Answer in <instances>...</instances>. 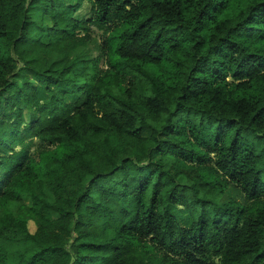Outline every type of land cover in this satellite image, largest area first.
<instances>
[{
    "label": "trees",
    "instance_id": "16d2710c",
    "mask_svg": "<svg viewBox=\"0 0 264 264\" xmlns=\"http://www.w3.org/2000/svg\"><path fill=\"white\" fill-rule=\"evenodd\" d=\"M83 1L0 0V264H264V0Z\"/></svg>",
    "mask_w": 264,
    "mask_h": 264
},
{
    "label": "rangeland",
    "instance_id": "374dc122",
    "mask_svg": "<svg viewBox=\"0 0 264 264\" xmlns=\"http://www.w3.org/2000/svg\"><path fill=\"white\" fill-rule=\"evenodd\" d=\"M68 1H74V0H68ZM90 16H91L90 2L84 0L82 2V5H81L80 9L74 14V18H76V19H85V18H89ZM89 34H90V36H92L93 38H95L97 44H100L101 39H102L101 31H99L96 27L91 26L90 31H89ZM96 42L91 41L89 43V45H88L89 46V51L88 52H90L89 54H91L93 57L99 55V53H100L99 52V45L97 47ZM99 65L101 67H105L104 57H101L100 58ZM24 72H26V74H28L29 78H32L33 77V74L31 73L30 70L25 69ZM19 79L20 80L22 79L21 75H19ZM5 94H7V93H5ZM67 100H69V98ZM35 115H36L35 112H30L28 110H24V118H25V120H30L31 118H34ZM39 143L40 142L37 139L30 140V144L28 146V150H29V152L31 154L33 152H35L36 148L40 145ZM18 148L19 147H17L16 149H18ZM230 194L232 196L238 197L236 192H230ZM22 201L24 203H26V204H30V198H29V196H23ZM179 219H180V222L184 226H186V221H185L184 216L181 215ZM29 229L31 231L34 230V225L31 222H29Z\"/></svg>",
    "mask_w": 264,
    "mask_h": 264
}]
</instances>
